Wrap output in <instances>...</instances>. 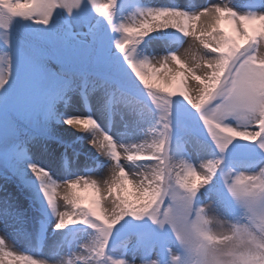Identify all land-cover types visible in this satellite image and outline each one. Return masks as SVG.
I'll return each instance as SVG.
<instances>
[{
	"label": "snow or ice",
	"instance_id": "1",
	"mask_svg": "<svg viewBox=\"0 0 264 264\" xmlns=\"http://www.w3.org/2000/svg\"><path fill=\"white\" fill-rule=\"evenodd\" d=\"M261 45L264 0H0V223L79 246L68 264H264ZM4 245L0 264H56Z\"/></svg>",
	"mask_w": 264,
	"mask_h": 264
},
{
	"label": "rangeland",
	"instance_id": "2",
	"mask_svg": "<svg viewBox=\"0 0 264 264\" xmlns=\"http://www.w3.org/2000/svg\"><path fill=\"white\" fill-rule=\"evenodd\" d=\"M158 0H142L143 3L147 4H157ZM166 3H177L184 6H192V7H199L201 5H204L206 3H239L240 0H165L163 1ZM126 23H138L137 19H134L132 16H128L126 18ZM201 27L198 29L206 30L207 25L204 23H201ZM220 27L224 28L226 31H230V24L227 21H224L221 23ZM200 51H202L201 46L197 41L194 40L192 37L185 38V43L179 47L178 49V55L181 56L183 59L191 60V57L193 55H199ZM258 55H264V45H261V47L258 49ZM159 60V56L157 55L156 58L153 60V63L158 66L157 61ZM169 67L175 68L176 66L172 63L169 64ZM165 73H161V75H164ZM199 74V72H198ZM196 86L195 81H189V88L190 90H193ZM93 106L95 105V102H92ZM83 111V108L80 109ZM101 160H104V157H100ZM35 160L40 163L42 166L48 167L53 170L59 171L57 167L56 160L52 159L51 157L47 156L46 154L38 153L35 156ZM85 163H87L89 168H92V171L88 173V178L90 180H95L97 183H103L105 180L109 179L110 177V170L105 167L102 170L95 167L91 160L85 162L84 158L81 157V163H78L75 165V168L80 170L81 172L84 171ZM122 163H127L126 161H122ZM204 163V161L201 160H195V164L197 168L200 167V165ZM60 176L63 175V172L59 173ZM82 187V185H81ZM10 191H15L16 194L19 196L21 201L25 204H27V200L25 197L19 193V190L15 188V185L9 186ZM64 191V193H62ZM67 192L66 186H61L57 189V203L59 205V208L61 211H71V205H67L65 201L62 199L63 195H65ZM0 195H3V193H0ZM80 195L86 197L85 203H88L93 195L91 189H85L80 192ZM103 204L106 207H110V200L103 201ZM211 215V213L209 214ZM214 231H226V226L218 223H214L212 225ZM31 230L30 225H25L22 229L17 230L13 227H5L2 223H0V239L5 240L4 248L5 250H12L15 251L17 254H33L35 257L40 259H46V260H54L56 264H60L61 261L64 262V264H68L69 260H75V253L80 251L81 249L79 246L73 248L72 255H69L67 247L61 249L58 248L54 241L52 240H46L41 241L40 243H36L35 241H30L26 238L25 233ZM51 235V233H49ZM83 242V241H82ZM119 258V257H117ZM128 259L130 260L131 257L129 256ZM136 264H140L139 259L136 260Z\"/></svg>",
	"mask_w": 264,
	"mask_h": 264
},
{
	"label": "bare ground",
	"instance_id": "3",
	"mask_svg": "<svg viewBox=\"0 0 264 264\" xmlns=\"http://www.w3.org/2000/svg\"><path fill=\"white\" fill-rule=\"evenodd\" d=\"M163 1H165V0H158L157 4H165ZM201 23H203V21L198 22V28L201 27V25H202ZM62 193H64V191H62Z\"/></svg>",
	"mask_w": 264,
	"mask_h": 264
}]
</instances>
